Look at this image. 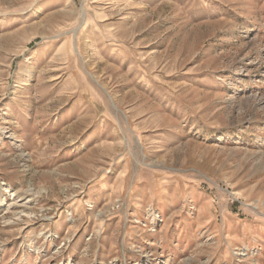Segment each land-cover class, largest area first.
<instances>
[{
  "label": "rangeland",
  "instance_id": "374dc122",
  "mask_svg": "<svg viewBox=\"0 0 264 264\" xmlns=\"http://www.w3.org/2000/svg\"><path fill=\"white\" fill-rule=\"evenodd\" d=\"M0 264H264V0H0Z\"/></svg>",
  "mask_w": 264,
  "mask_h": 264
},
{
  "label": "bare ground",
  "instance_id": "6f19581e",
  "mask_svg": "<svg viewBox=\"0 0 264 264\" xmlns=\"http://www.w3.org/2000/svg\"><path fill=\"white\" fill-rule=\"evenodd\" d=\"M20 188V187H19ZM18 189V188H17ZM23 190V189H22ZM29 191V190H28ZM28 191H25V192H23V193H20V194H22L21 196H25V197H29V196H31V197H33L34 195L33 194H31L30 192H28ZM5 192H9L8 190H6ZM12 194H11V196L12 197H18L19 196V192H18V190H17V192L15 191H13V192H11ZM30 193V194H29ZM25 197H23V198H25ZM29 200V199H28ZM25 202H26V200H24ZM13 205H16V204H13ZM24 207V206H23ZM25 212V211H24ZM21 213H23V211L21 210L20 211V213L19 214H21ZM7 221V220H6ZM8 222V221H7ZM7 224V223H6Z\"/></svg>",
  "mask_w": 264,
  "mask_h": 264
}]
</instances>
